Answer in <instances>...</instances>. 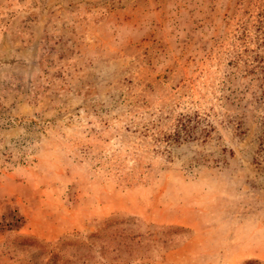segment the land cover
Instances as JSON below:
<instances>
[{"label":"rangeland","instance_id":"rangeland-1","mask_svg":"<svg viewBox=\"0 0 264 264\" xmlns=\"http://www.w3.org/2000/svg\"><path fill=\"white\" fill-rule=\"evenodd\" d=\"M0 264H264V0H0Z\"/></svg>","mask_w":264,"mask_h":264},{"label":"trees","instance_id":"trees-1","mask_svg":"<svg viewBox=\"0 0 264 264\" xmlns=\"http://www.w3.org/2000/svg\"><path fill=\"white\" fill-rule=\"evenodd\" d=\"M178 135V134H177Z\"/></svg>","mask_w":264,"mask_h":264}]
</instances>
